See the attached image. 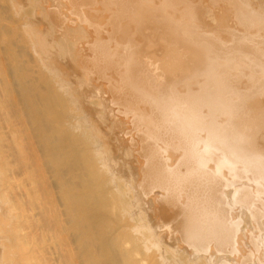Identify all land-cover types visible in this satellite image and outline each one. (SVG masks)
Wrapping results in <instances>:
<instances>
[{"label": "bare ground", "instance_id": "6f19581e", "mask_svg": "<svg viewBox=\"0 0 264 264\" xmlns=\"http://www.w3.org/2000/svg\"><path fill=\"white\" fill-rule=\"evenodd\" d=\"M23 1L27 2V0ZM31 1L35 2V0ZM41 1L45 9H43L44 6L40 3ZM44 1L49 2L48 9ZM44 1L37 0L34 3L36 4L34 12L38 13L37 10L40 9L44 13L43 22L41 19V21L39 20L42 16L40 12L38 17L32 19V26L42 25L44 28L40 33V40L35 42L33 41L35 38L32 39L31 29L20 28L12 23L13 12L10 0H0V264H176L180 256L176 259L174 256L175 250L171 249H174V246L178 248V245L184 246L186 243L185 247L187 250H184L185 248L183 249L182 246L183 251H185L183 253L188 254L190 252L191 254L189 253L190 256L188 254L189 258L187 256L185 258V254L180 257H183L185 262L181 259V261L178 260V264H181L182 261L185 264L187 263L186 259H188V262H193L194 259H197L192 253L193 251L198 254L199 258L201 256L200 253L204 252L203 249L207 248L209 250L208 243L213 241L215 243H210V246L213 245L217 248L218 245L216 254L223 251L226 254L227 252L231 254L233 251L234 254L238 252L240 256L242 244L246 243L248 239V242L253 241V246L251 247L252 243H249L246 247L247 251L250 252L248 247H251L252 253L257 250L256 254L258 253V258L262 260L259 263L263 264L264 261L261 258L263 254L262 256L259 254L264 253V229L261 226V223L264 222V0H120V7L122 6V1L126 2H123L125 4L122 6L124 10L128 9V5L133 7H131L132 11L128 10L125 13L121 12L122 7L120 8L121 10L118 9L119 0H109L112 5L116 2L118 7L113 5L114 10L112 5L108 4V0H106V9L104 8L106 7L105 3L103 8L100 7L102 6V3H99L100 0L97 2V4L99 3L98 5L101 4L100 6L96 5L95 0H92L95 5L91 0H88L89 2L87 0H70L71 2L67 0L69 1L68 3H73V5H75L74 2L81 1L80 6L82 10H85L84 13L80 11L78 24L80 26L81 22L84 21V24L92 27L88 31V37L91 35V37L93 36L92 39L90 38V41L86 43L80 40L81 44H79L78 39L76 41V43L78 42L77 45H74L75 42L73 44L71 39L69 40L68 37H65L66 33H75V31H72L73 27L71 26L72 17L70 20L68 19V22L71 23L68 25L66 20L69 14L67 13L68 16L66 17L64 12L63 16L66 17V22L61 20L60 22L67 23V25L61 30L52 26L55 24L54 19L51 20L52 18L56 16H58V19L61 18L59 16L60 12H57L58 15L56 13L57 10H60V7H57L58 9L55 8L58 4L57 0ZM59 1L61 2V0ZM20 2L21 0H19ZM56 2L57 4L55 5ZM84 2L87 3V7ZM90 2L93 3L95 8L98 7L100 10L94 9ZM63 3L64 5L65 3L67 4L66 1H62L60 4ZM88 3L90 4L88 5ZM34 4L32 2V7H34ZM88 6L93 15H90L88 11V20H86L84 18L86 16L83 17L81 14L85 15ZM125 6L126 8H124ZM53 8L56 11H52ZM63 8L65 10V7ZM68 8L66 9L68 10ZM72 9H75V6ZM115 10L121 12V15ZM18 11L16 10V12ZM218 11H222L221 14ZM19 12L17 14L20 15L21 12ZM130 12L133 13V16L136 15L137 21L135 17H130L132 16L129 15ZM98 13L100 15L101 13L102 15L107 14L102 19V17L98 18L100 17ZM115 13L119 15L117 17L112 16ZM27 14L28 16L31 15ZM72 14L70 12V16ZM97 14L98 16H95ZM123 14L134 19L126 18ZM89 15L96 19L90 18ZM22 16H18L21 17L19 19L26 21V18H22ZM47 17L54 24L50 25L49 23L47 25L46 21L49 22L46 19ZM110 18H114L112 19V24L109 22ZM58 19L55 21H58ZM90 19L98 20L97 24L94 25L93 22H96H92ZM99 19L104 20V24L106 22L104 26L103 21L100 20L101 25L104 28L107 27L105 30H103V27H101L102 29L96 27ZM106 19H108L109 23L105 21ZM128 19L134 24L132 26L133 31L130 28L132 24L127 21ZM120 20L121 23H119ZM86 21L91 22L93 25ZM125 21L129 24L127 25ZM17 22L19 23V20ZM25 24L23 26H26ZM84 24L82 23L81 25L83 26ZM119 24H122V27L125 25V32L128 30L125 36L127 37L128 34H131L130 36L132 37L128 36L126 38L122 36L121 39L124 42L117 39L121 41V44L119 42L118 44L116 42V44L118 47L119 44L124 47L123 45L126 42L124 39L129 41L130 38H133L134 40H130L134 41L133 47L136 43L140 45L136 44V47H134L136 51L132 49L131 44L128 45L129 42H126V48L116 47V50L115 48L113 49L114 51L105 49L104 40L110 38L112 49L115 44L112 41H117L116 38H120V35L123 34L119 33L120 30L124 29L122 27V29L119 28L121 26ZM113 25L115 26L114 29ZM116 26L120 35H117ZM93 27L101 30V33L100 31L97 32ZM55 28L60 31L55 30ZM111 28L114 33H111ZM106 29H108L107 33L110 30L108 33L110 36L103 34V31L106 33ZM136 29L138 32H136ZM92 30L96 31L95 34H100L99 38L95 34L93 35L94 31L92 32ZM84 31L82 32L85 36L88 35L87 31ZM139 32L140 34H138ZM83 33L81 34L80 32L79 37L76 33L75 35L81 39V35H84ZM60 34L62 38L58 36ZM111 34L112 36L113 34L117 36H113L115 40ZM101 35L109 38H100ZM137 35L139 40L136 38L138 37ZM75 38L76 36L73 37V40ZM85 38L87 39V36ZM96 38L98 39L95 40ZM78 44L80 47L73 50V45L78 46ZM128 46L131 49H127ZM138 46L139 51L142 50L139 52L141 54L139 60L137 55L135 58ZM36 47H44L47 50H34ZM124 49L136 52L135 54L131 53L133 58L128 55L131 60L126 56L128 52L124 51ZM125 57L128 58L129 62H133L137 66L133 69L132 63L128 62L130 64L128 67L133 72H130L131 74L129 75H133L134 88L130 90L129 87L125 86V89L129 88L131 91L128 93L130 95L126 94L124 98L119 96L120 99L118 94L121 92L119 93L118 89L116 90V86H113L114 84L110 83L111 81L108 78L106 80L104 74L108 71L110 73L107 64H110L112 68H126L127 60ZM135 59L138 61H135ZM106 69L107 71H105ZM147 71L151 72L150 75ZM227 75L231 79L223 81L226 80L225 77ZM142 80H146L144 86L142 84L144 81ZM231 80L233 82H230ZM103 81L106 82V86L110 81L107 87H113V90L117 91L118 94L117 92H115L117 95L113 94V90L109 93L111 91L110 88L102 87ZM91 87L99 92L92 91L91 89L93 88ZM101 89L109 93V98L112 96L113 102L109 101L118 109L122 106L119 107L117 104L127 105V102L132 103L133 97L134 102L137 101L135 104L140 106L138 108V105H134V102L133 105L130 103L132 106L128 103L125 107L127 109L129 107L128 110L130 111L125 109L128 112L124 114L122 113L124 109L116 110L113 105L112 107L107 104L109 98L105 96L107 95L106 91V94L100 92ZM89 91L90 93L95 92V94L91 93V97ZM100 93L102 96L104 95L103 97L107 101L101 98ZM96 94L97 96H95ZM93 95L98 98L95 99ZM127 95L129 96L128 98L126 97ZM115 98H117L118 102ZM123 99L126 100V103ZM109 107L115 108V112L109 113V111L112 112L113 110H109ZM107 110H109L108 113H105ZM119 113L124 115V119H126L128 113L131 114L129 120L126 119V123L121 121L123 118L118 120L125 123V126L135 122L136 130H133L134 135L127 128L122 132L120 131L121 133L118 131L124 126V124H122V127L118 125L117 114L120 116ZM106 114H109V116L113 114L112 119L109 116L107 117ZM114 114H116L115 118ZM104 116L107 117L108 122L105 121ZM109 120L117 122L114 124L115 122L112 123ZM111 123L113 127H117V132L120 136L122 135L125 138L130 133V136L133 135L135 137L136 134L139 144L145 140L146 147L137 151L138 154L132 148L133 151L125 146L132 143V145H135V138L134 140L132 138L134 142L130 143L123 138L125 142L123 146L125 148L121 146L123 150L126 149V152L129 151L127 153L130 156L135 155V153L138 156L140 154L138 159H141V162L138 160V163L137 161L135 162L137 158H134V155L132 159L128 156L131 159L130 161L129 159H123L127 163L122 162L120 158L122 155H120L119 134H116L117 136L115 137L114 131L110 130ZM103 128L106 131L110 130L109 133L113 132L111 135H114L115 149L114 151L112 149L109 160L105 159L107 146L105 150V144L102 141ZM90 129L96 131L99 140V144L97 143V147L93 149L88 146V139L92 138L93 145L98 140L96 134L90 137L89 132L92 135L95 133ZM137 130L139 135L143 134L144 136L141 135L142 137H140L137 132L135 133ZM123 132L124 134L126 133V136ZM94 137L96 140H93ZM107 138H110V136ZM141 146H139V149ZM161 149L166 153L165 156ZM161 157L162 159L164 158V162ZM128 161L131 163H128ZM123 163L127 164V167ZM145 163H148L147 170ZM120 164L125 166V173L121 171ZM160 164L164 169L162 170L161 168L162 171L160 168H156ZM143 165H145V168L142 167ZM210 165L212 166L211 169L208 168ZM164 166L166 167L164 168ZM197 166L199 171L194 169L198 168ZM200 167L201 169L203 168L201 171ZM214 167L216 170L218 168L219 177L216 175L217 172H215ZM204 168L205 170L208 169L204 171L205 173L203 172ZM141 169H145L148 172L147 174L151 173L155 180L153 176L150 178L151 174L146 176V171ZM157 169L163 179L158 175V171L157 175L152 172H156ZM140 170L141 174L138 173ZM161 172H164L163 175H161ZM194 172L198 175L193 174ZM199 172H201V175ZM224 172L226 174L225 177ZM138 174L144 176V178L146 177V181L143 180V177L141 179ZM188 174L190 175L188 176ZM202 174H207V176L205 175L204 177ZM193 176L195 177L193 178ZM138 177L140 181L137 180L138 183H136V178L138 179ZM203 177L204 179H202ZM207 177L208 180H205ZM214 178L216 180H213ZM221 178H225V180ZM156 180L160 182L158 183ZM217 181L220 183H217ZM226 181L230 183L228 184ZM210 182L213 184H210ZM224 182L229 188L231 187V190L228 186H224ZM141 183L146 187L143 190H147L148 186V191L142 193ZM150 183L151 185H148ZM190 183L194 185V188L192 184L190 186ZM199 183H202V188L207 189V192L205 191L207 199L198 190ZM137 187L139 191L141 189V195L144 194L145 200H147V196H150L147 197L149 207L151 198L156 200L153 198L151 191L156 187H160L161 191L166 189L168 196L163 194L165 198L163 197L160 201L157 199L155 202L152 200V203L159 207L161 205L159 202L162 201L163 203L164 199L172 195L173 197H169L170 200L168 198L167 202L164 200L165 204L173 203L183 213L181 215L183 218H188L189 214L192 213L190 214L191 219H189L194 221L196 213L202 214L203 208L208 209L207 214L209 216L203 214L204 218L205 216L207 218V220L205 218V221H208L207 224L203 220L206 229H195V226L181 222V217H175L177 215L170 209L171 206L170 208L167 207L166 211L170 209L173 213L171 212V214L167 211L171 214L168 218H172V220L167 219L166 221L170 224L173 221V226L174 221H176L179 224V229H181V235L176 230L177 235L171 233L173 239L168 238L169 241L172 240V243L170 242L172 245L165 241L168 246L171 245L172 248L170 250L174 251L171 256L174 257L176 262L170 259L171 262L169 261V263L162 255L163 258L160 256L158 262H152L153 258L151 257L153 255L151 254L154 252L153 249L161 247L159 243L158 247L156 244L160 238L157 240V237L154 236L155 234L157 236V233L153 234L149 218L146 221V218L142 217L146 223L143 221L139 225L137 223L139 221L135 220L137 218L136 200H138L137 204L140 203V207L146 202L143 197L141 198L140 194L139 197L142 202L140 198H137ZM214 188L213 195L216 199L220 198L221 204L214 199V202L209 199L210 201L205 204V201L209 198V193ZM227 188L229 192L224 198L223 196L226 192L224 191L223 194L221 189L226 190ZM149 189L150 193L148 194L150 195H147L145 192H149ZM221 194H223L222 198ZM193 196L197 198V202H195L196 200ZM198 196L204 197L203 204L199 201L198 198L200 197ZM179 200L183 201L180 202ZM245 200L249 207L247 213L249 212L250 214L252 212V219L249 221L244 220L243 223L248 225L242 231L240 226L238 227L239 222L237 223V219H241V217H234V215L236 216V211L231 213L230 209L233 205H242L241 203H245ZM180 204L184 205V208ZM218 206L220 207L219 209L217 208ZM229 206H231L230 209H227ZM149 207L146 206L143 209L148 208L145 211L150 212L151 209ZM222 208L227 209L228 213L224 212ZM214 211H218L220 214L225 213L223 216L221 214L224 224L219 225L221 230H223V232L218 230L219 234L216 232L217 225L215 227L212 226V223L215 225L216 222H212L210 217L212 214L211 216L215 217L214 219H219L218 216H215L216 213L214 214ZM128 212L132 215H129ZM140 212L142 215V211ZM160 212H164V210ZM229 213L231 215L228 216ZM247 213L244 215H247ZM133 215L136 216L134 217ZM140 216H138L139 219L141 218ZM152 217L151 222L157 221L158 223L160 221L159 218L156 220L157 217ZM228 217L230 225L227 224V221H229ZM234 218L236 221H233ZM259 219H262L263 222L259 221ZM164 220L161 219L158 223L162 226H155V229L163 227V229H158V234H160L161 230H165ZM195 220L197 221V218ZM252 220L255 223H250ZM235 222L238 227L237 230H240L239 234L235 236L236 240H234L233 236V232H237L236 227H231L233 223L236 226ZM259 222L260 224H258ZM181 223L184 225L182 226ZM173 226L170 225L169 228L171 227V229L166 228V231L171 230L169 232H172ZM145 231L146 233L143 235L142 233ZM140 232H142V237ZM224 234L226 235L224 236ZM174 236L177 238L179 236L178 241H180V244L179 242L178 244L177 242L175 243ZM140 238L143 242L140 241ZM206 240H208L207 243L205 242ZM230 240L231 243L234 241V249L232 244L229 243ZM191 241L193 242L190 243ZM201 242L206 243L207 247L202 245L203 243ZM193 243L199 245L197 246ZM191 244L193 245L191 246ZM221 244L223 247L219 246ZM227 244L229 247L231 245V247L226 252L224 247L227 248ZM194 245L197 247L195 250L193 249ZM202 246L204 247L202 248ZM143 247L145 250H143ZM139 248H141L142 252ZM180 248L179 246V249L176 250L180 251ZM159 249L157 250L160 251ZM200 249L202 250L199 253ZM243 249L246 251L245 248ZM189 250H192V252ZM244 251L242 250L243 253ZM207 252V254L203 253L202 256L205 255L204 257L206 258L209 255V251ZM246 256L243 255V260L248 258L251 262L250 258H252L256 261L254 262L253 260L251 264L258 263L256 256L251 255L247 258ZM241 257L240 260H242ZM198 260L200 261V259ZM240 260L238 261L239 263ZM216 261L219 262V260ZM218 262L216 263L218 264ZM195 264H198L196 260Z\"/></svg>", "mask_w": 264, "mask_h": 264}, {"label": "rangeland", "instance_id": "374dc122", "mask_svg": "<svg viewBox=\"0 0 264 264\" xmlns=\"http://www.w3.org/2000/svg\"><path fill=\"white\" fill-rule=\"evenodd\" d=\"M36 1H37V0H35V2H36ZM43 1H44V0H43ZM62 1H63V2L66 1L67 4H66V3H65V5H64V3H63V4H60V3H62ZM69 1H70V0H69ZM69 1H67V0H61V2H60L59 0H57L58 4H57V2L55 3V5L57 4V6H56L55 8L58 9L57 7H60V8H59L60 10H57V11H56L55 8H53L52 11H56V13H57V12H60L59 16H60L62 19H61V18L58 19V16H56L55 18H52L51 20L54 19V23H55V24H54L53 22H51V21L48 19L49 17H47L46 19H48L49 22L46 21V24H47V25H49V23H50V25L54 24V25H52V26H55V27H57V28H60V30H61L65 25H67V23H68V25L71 24L70 22H68V19L70 20V18L72 17V20H71V21H72V25H71V26L73 27V30H72V31H75V33H76V34L78 35V37H79V33L81 32V34H82V33H83L82 31L86 30L87 33H88V35H86V36H87V39L85 38L86 36H85L84 33H83L84 35H81L82 38H84V40H82V38H81V39H80V38H77V35H75L74 32H71V33L69 32L70 34H69V33H66L65 37H68L69 40L71 39V41H72L73 44H74V42H75L74 45H77L78 42L76 43V41H77L78 39H79V42H80L79 44L82 43L81 41H83V43L89 42V41H90V38L92 39L93 36L91 37V35H90V37H88V36H89V32H88V31H90L92 27H90L88 24H87V25L84 24L85 22H84L83 20H82L83 22H81V24H82V23L84 24L83 26H82L81 24H80V26H79V24H78V22H79V20H78V19H79V13H80V11H82V13H84V10H85V9L82 10V8H81V6H80V5H81V4H80L81 1L74 2L75 5H73V3H71L73 6H75V9H72L73 6H72L70 3H68ZM76 1H77V0H76ZM87 1H88V0H87ZM89 1H90V0H89ZM89 1H88V2H89ZM91 1H92V0H91ZM115 1H116V0H115ZM117 1H118V0H117ZM119 1H120V0H119ZM23 2H24L23 0H21L20 3H19V0H10V4H11V7H12V12H13V16H12V18H11L12 23H13L15 26L20 27V28H24V29H25V28H28V29H31L30 31L32 32V39L35 38L36 40L33 39V41L37 42V41L40 40V39H39V37H40V33L42 32V29H44V28H43L42 25H40V26H39V25H38V26H32L31 23H32V19L35 18V17H38V13L40 12V14H41L42 11H40V9H38V10H37L38 13L34 12V10H35V8H36V6H35L36 4H34V3H35L34 1L27 0V2H29V3H27V2L25 1L24 4L27 3V4H26V5H28L27 7H26V5L23 4ZM32 2H33V4H34V7H32L33 5H31ZM70 2H71V1H70ZM92 2H93V1H92ZM95 2H96V5H97V6H100L101 4H100V5H98V4H99V3H102V6H100V7H102V8H103V4L105 3L104 5H105L106 7H104V8H105V9L107 8V5H106V4H107V1H106V0H100V2H99V0H95ZM97 2H99V3L97 4ZM123 2L126 3L125 1H122V6L125 5V4H123ZM17 3H19V4H17ZM40 3L44 6V4H43L42 1H41ZM44 3H46L45 5H46V7H47V9H48V3H49V2H48V1H44ZM82 3H83V2H82ZM90 3H91V2H90ZM90 3H88V5H89ZM93 3H94V2H93ZM93 3H91V6L93 5ZM109 3H110V5H112V4H111L112 2H109V0H108V4H109ZM114 3H115V4H113V5H115V7H118V6H119L118 9H120V8L122 7V6L120 7V3H121V1L119 2L118 6H117L116 2H114ZM21 4H23L24 6H23V5L20 6ZM68 4H70L71 6L68 5ZM84 4H85L86 7H87V3L84 2ZM17 5H18V7H17ZM42 5H41V7H42ZM61 5H62V6L64 5L63 7H65V10H64V8H63ZM94 5H95V3H94ZM94 5H93V8H94V9H99L98 7L95 8ZM110 5H109V6H110ZM113 5H112V7H113V10H114L115 8H114ZM66 6H67V7H66ZM69 6H70V7H69ZM83 6H84V5H83ZM25 7H26V9H25ZM68 7H69V8H68ZM131 7H132V6H131ZM131 7H129V5H128V9H127L126 6H125V7H124V8H126L125 10L123 9V7L121 8L122 10H121V9H120V10H121V12L123 11V12L125 13V11L128 12V10H131ZM33 8H34V9H33ZM66 8H68V10H67ZM93 8L91 7V9H93ZM129 8H130V9H129ZM132 8H133V7H132ZM134 8H135V7H134ZM136 8H137V7H136ZM18 9H19V11L21 12L20 15L17 14V13L19 12ZM41 9H42V8H41ZM43 9H45V6L43 7ZM118 9H117V10H118ZM139 9H140V7H139ZM139 9H138V10H139ZM141 9L143 10V8H141ZM16 10H17L18 12H16ZM25 10L27 11V13L31 14L32 16H31V15L28 16L27 13L25 14V12H26ZM69 10H70L71 13H73L72 16H70V12H69ZM99 10H100V9H99ZM101 10H102V9H101ZM107 10H109V9H107ZM107 10H106V12L109 13ZM110 10H112V8H110ZM117 10H115V11L117 12ZM138 10L136 11V14H137ZM88 11L90 12V8H89V6H88V10H86L85 15L81 14L83 17L86 16V17H84V18H86V20H88V19H87V16H88V14H89ZM91 11H92V10H91ZM93 11H94V10H93ZM97 11H98V10H97ZM131 11H132V10H131ZM20 12H19V13H20ZM64 12H65V15H64ZM112 12H113V11H112ZM121 12H117V13H120V15H121ZM133 12H134V10H133ZM218 12L221 14L222 11H218ZM23 13H24V14H23ZM67 13L69 14V16H68ZM103 13H104V12H103ZM107 13H105L104 15H106ZM113 13H114V12H113ZM98 14H99V13H98ZM98 14L95 15V16H98ZM127 14H128V13H127ZM134 14H135V13H134ZM17 15H18V16L23 15L22 18H23V17L26 18V21L23 20V19H19V18H21V17H18ZM41 15H42V16H41ZM41 15H40L41 17L39 16V17H40L39 20H40V19L42 20V17L44 16V13H42ZM57 15H58V13H57ZM63 15L66 16V17L68 16V17H67V20H66V17H64ZM90 15H93L92 12H90ZM90 15H89V16H90ZM99 15H100V14H99ZM101 15H102V13H101ZM101 15H100V17H98V18H101V17H102V19H103V16H104V15H102V16H101ZM108 15H110V14H108ZM108 15H107V16H108ZM115 15H116V16H115ZM115 15H112V16L117 17V15H119V14H116V13H115ZM123 15H124V14H123ZM123 15H122V16H123ZM129 15H132V16H130V17H135L136 21L138 20V19L136 18V15L133 16V13H132V12H130ZM138 15H139V14H138ZM33 16H34V17H33ZM54 16H55V15H54ZM54 16H53V17H54ZM62 16H63V17H62ZM110 16H111V15H110ZM112 16H111V17H112ZM139 16H140V15H139ZM139 16H138V18H139ZM141 16H142V15H141ZM83 17H81V18H83ZM92 17H93V16H92ZM92 17L90 16V18H92ZM105 17H106V16H105ZM119 17H120V16H119ZM124 17L131 19L128 15H127V16L124 15ZM124 17H123V18H124ZM17 18H18V20H19V23L17 22L18 20H16ZM28 18H29V20H28ZM50 18H51V17H50ZM63 18H64V19H63ZM81 18H80V19H81ZM84 18H83V19H84ZM94 18H95V17H93V19H94ZM120 18H121V17H120ZM126 18H125V19H126ZM57 19H58L59 22H60V20L63 21V22L66 20L67 23L64 24L63 22H60V23H63V24H60L58 21H55V20H57ZM95 19H96V18H95ZM102 19H99L98 25H97L96 27H97V28L100 27L99 29H102L101 27H103V30H105V28H107V27L104 28V26L106 25V22H105V24H104V20H102ZM108 19H109V18H108ZM108 19H106L105 21H107ZM110 19H111V18H110ZM112 19H114V18H112ZM112 19L109 21V22H111V24H112ZM129 19H128L127 21H129V22L132 24L131 27L129 26V27L132 29V28H133L132 26H134V24H133ZM133 19H134V18H133ZM133 19H131V20H133ZM20 20H21V23H20ZM22 20H23V21H22ZM39 20H38V22H39ZM41 20H40V21H41ZM90 20H91V19H90ZM100 20L103 21L102 23L104 24V26L101 25ZM115 20H116V18H115ZM24 21H25V22H24ZM66 21H65V22H66ZM91 21L93 22V21H95V20H91ZM97 21H98V20H97ZM97 21H95L96 23L93 22V24H94V25L97 24ZM118 21H119V20H118ZM122 21H123V20H122ZM136 21H135V22H136ZM28 22H29V23H28ZM42 22H43V20H42ZM86 22H87V21H86ZM107 22H108V21H107ZM109 22H108V23H109ZM133 22H134V21H133ZM23 23H24V24L26 23V24H25L26 26H23V25H24ZM44 23H45V22H44ZM58 23H59V24H58ZM69 23H70V24H69ZM87 23L90 24L91 22H87ZM113 23H114V21H113ZM119 23H121V20H120ZM122 23H123V22H122ZM125 23H126V21H125ZM19 24H20L21 26H20ZM32 24H33V23H32ZM93 24L91 23V25H93ZM111 24H110V25H111ZM114 24H115V23H114ZM116 24H118V22H116ZM126 24H127V23H126ZM128 24H129V23H128ZM128 24H127V25H128ZM58 25H59V26H58ZM108 25H109V24H108ZM108 25H107V26H108ZM119 25H121V26L119 27V28H121V27H122V24H119ZM123 25H124V24H123ZM22 26H23V27H22ZM86 26H88V27H86ZM124 26H125V25H124ZM124 26L122 27V28H124V29L119 31V33H120V32L123 33L122 35H120V34L118 33V29H117V26H116L115 29H116L117 35H118V34L120 35V38L118 37V38H116V40H117V39H120V40L122 41L121 37H122V36L126 37L125 35H126V32H127L128 30H126V32H125L124 30H125L126 27H124ZM44 27H45V24H44ZM114 27H115V26L113 25V29H114ZM135 27H136V26H135ZM39 28H41V29H39ZM57 28H55V30H56ZM93 28L96 29L95 27H93ZM109 28H110V27H109ZM109 28H108V29H109ZM122 28H121V29H122ZM88 29H89V30H88ZM108 29H106V33H105V31L102 30V31L104 32L103 34L106 35V34H108V33L110 32V30L112 31V28H111V29L109 30V32L107 33ZM128 29H129V28H128ZM57 30L60 31L59 29H57ZM79 30H80V31H79ZM134 30H135V29H134ZM136 30H137V29H136ZM93 31H94L93 35L95 34L96 31H97V32L100 31V33H101V30H97V29H96V31H95V30H92V32H93ZM122 31H123V32H122ZM132 31H133V29H132ZM77 32H79V33H77ZM84 32H85V31H84ZM92 32H91V33H92ZM116 32H115V34H116ZM124 32H125V34H124ZM136 32H138V30H137ZM73 33H74V35H73ZM87 33H86V34H87ZM91 33H90V34H91ZM111 33H114V32L112 31ZM71 34H72V36H71ZM97 34H98V35H97ZM138 34H140V32H139ZM95 35H96V37H98L100 34H99V33H96ZM108 35H109V34H108ZM108 35H107V36H108ZM130 35H131V34H130ZM130 35L128 34V36H130ZM135 35H136V34H135ZM58 36H59L60 38H62V37H61V34L58 35ZM75 36H76V38H75L76 40H75V39L73 40V37H75ZM109 36H110V35H109ZM111 36H112V34H111ZM113 36H116V35L113 34ZM113 36H112V37H113ZM128 36H127V37H128ZM137 36H138V35H137ZM37 37H38V38H37ZM102 37H103V35L100 36V38H102ZM112 37H111V38H112ZM116 37H117V36H116ZM127 37H126V38H127ZM130 37H132V36H130ZM135 37H136V36H135ZM98 38H99V37H98ZM98 38H96L95 40H97ZM104 38H105V37H103V39H104ZM107 38H109V37H107ZM107 38H105V39H107ZM113 38H114V40H115V37H113ZM136 38H137V40H139V39H138L139 36L136 37ZM103 39H101V40H103ZM132 39H133V38H132ZM132 39L130 38V40H132ZM140 39H141V38H140ZM80 40H81V41H80ZM85 40H86V41H85ZM87 40H88V41H87ZM93 40H94V39H93ZM108 40H109V41H108ZM124 40H126L127 43L129 42L128 45L131 44L132 49H134V47H136V44H138V43H136V44L134 45V47H133L132 44H133L134 41H130V40L128 41L127 39H124ZM133 40H134V39H133ZM84 41H85V42H84ZM91 41H92V40H91ZM121 41H118V40L115 41V42L112 41V43H113V44H114V43L116 44V42H117V44H118V42L120 43ZM103 42H104V45H105V49H106V50H113L114 48H115V50H116V47H118L117 44H116V46H115V44H114V47H113V44H112V47H113V48L111 49L110 38L107 39V40H104ZM122 42H124V41H122ZM126 42H125V44H126ZM141 42H142V39H141ZM141 42H140V43H141ZM79 44H78V46H74V45H73V47H74L73 50H76L75 48L80 47ZM120 44H121V43H120ZM120 44H119V47H118V48L122 47ZM122 44H123V43H122ZM125 44L123 45L124 47H122V48H126V47H127V44H126V45H125ZM82 45H83V44H82ZM138 45H139V44H138ZM139 46H140V45H139ZM139 46L137 47V50H138V51H137V54H135L136 52L134 53V50L136 51V49H134L133 51H132V50L130 51V50H126V49H124V51L128 52V54H127L126 56H127L128 58H130V60H131V57H132V55H131L132 52H133L132 54H135V58H136V55H137V59H138V60L140 59L139 56H140L141 54H140L139 52L142 51V50L139 51ZM122 48H121V50H122ZM129 48H130V47L128 46L127 49H129ZM105 49H104V50H105ZM130 49H131V48H130ZM34 50H47V48H44V47H41V48L36 47V49H34ZM49 50H54V49H49ZM56 50H57V49H56ZM117 50H118V51H121V50H119V49H117ZM113 51H114V50H113ZM122 52H123V50H122ZM128 55H129V56L131 55V57H129ZM133 56H134V55H133ZM127 57H125L126 60H127V61H126V62H127V67H126V68H120V69H121V70H120L119 68H118V69H117V68H112L110 64H107V66H108V68H109V69H108V68H107V69L110 70V73H108V72H109V71H108V72H105V74H104V77H106V80H107V78H108V79L111 81V82H110V81H109V82L112 83V84H114L113 86H116V90L118 89V92H119V93L121 92V93H123V94H122V95H121V93L118 94L117 91H114V90H113V87H109V88L111 89V91H109V93L112 92V90H113V92H112L113 94H115V92H117L118 97L120 96V97H123V98H124V96H125L126 94H128L129 92H131L130 90H132V88H134V87H133V82H132V81H133V75H132V76L129 75V74H131V73H133V72H131V69H130V67H128V66H130L131 63H132V68H133V69H134V67L136 68V66H137V65L135 66V64H133V62H129ZM132 58H133V57H132ZM137 59H135V61H136ZM133 60H134V59H133ZM138 60H137V61H138ZM128 62H129L130 64H128ZM135 63H136V62H135ZM107 69H106L105 71H107ZM115 69H116V70H115ZM133 69H132V70H133ZM117 70H118V71H117ZM112 72H113V73H112ZM130 72H131V73H130ZM106 73H107V74H106ZM111 73H112V74H111ZM147 73H149V75H150L151 72H150V71H149V72L147 71ZM145 74H146V73H145ZM145 74H144V75H145ZM105 75H106V76H105ZM109 75H111V76H109ZM151 76H152V75H151ZM120 77H121L123 80H122ZM104 79H105V78H104ZM145 79H146V78H145ZM222 79H224V78H222ZM225 79H226V80H223V81H228V80L231 79V78H230V76L227 75V77H225ZM102 80H103V79H102ZM106 80H104V81H106ZM104 81H103V86H102V87L106 86L105 83H106L107 81H106V82H104ZM124 81H125V83H124ZM142 81H144V80H142ZM145 81H146V80H145ZM145 81L142 83L143 86H144V84H145ZM109 82L107 83V86H109V85H108ZM230 82H233V81L231 80ZM112 84H111V85H112ZM129 84H130V85H129ZM107 86H106V89H109ZM123 86H124V87H123ZM125 86H126V87H129L130 90H129V88H126V89H125ZM141 86H142V85H141ZM91 88H93V87H91ZM104 88H105V87H104ZM104 88H103V89H104ZM144 88L146 89V87H144ZM144 88H143V89H144ZM183 88H184V87H183ZM93 89H94V88H93ZM93 89H91V90H92V91H97L96 89H94V90H93ZM103 89H101L100 92H102V93L104 92V94H106L107 91L105 90V91H106V93H105V91H103ZM114 89H115V87H114ZM127 89H128L129 91H128ZM89 90H90V89H89ZM97 92H99V91H97ZM132 92L134 93V91H132ZM89 93H90V91H89ZM91 93H93V92H91ZM91 93H90V94H91ZM109 93H107V95H105L106 98H109V97H110V95H108ZM124 93H125V94H124ZM93 94H95V92H94ZM97 94H99V93H97ZM97 94H96L95 96H97ZM100 94H101V93H100ZM113 94H112V95H113ZM117 94H115V95H117ZM131 94H132V93H131ZM128 95H130V94H128ZM128 95L126 96L127 98L129 97ZM90 96L92 97V94H91ZM93 96H94V95H93ZM95 96H94V97H95ZM98 96H100V95H98ZM101 96H102V94H101ZM103 96H104V95H103ZM103 96H102L101 98H102V99L104 98V99H105L104 101H107V99H106L105 97H103ZM91 97H90V98H91ZM94 97H93V98H94ZM118 97H117V98H118ZM120 97H119V98H120ZM131 97H132V95H131ZM96 98H98V97H95V99H96ZM99 98H100V97H99ZM111 98H112V96H111ZM111 98H109L108 101H107V104H110V106L113 105V104L111 103V101L114 100V99H111ZM117 98H115V99L117 100ZM119 98H118V99H119ZM95 99H93V100H95ZM120 99H121V98H120ZM129 99L131 100V98H129ZM132 99H133V100H131V101L134 102V97H133ZM135 99H136V97H135ZM91 100H92V99H91ZM109 100H111V101H109ZM123 100H124L125 103H126V100H125V99H123ZM123 100H122V101H123ZM124 101H123V102H124ZM127 101H129V100L127 99ZM112 102H113V101H112ZM114 102H115V101H114ZM117 102H118V100H117ZM133 102H132V103L130 102V103L133 105ZM135 102L137 103V101H135ZM135 102H134V105H136V106L138 105V108H139L140 105H139V104H135ZM115 103H116V102H115ZM120 103H121V101H120ZM128 103H129V102H127V105H128ZM130 103H129V105H131ZM107 104H106V107H107ZM122 104H123V103H122ZM118 105H119V107H120V106H122V107H121L120 109H118V107H116V106L113 105V106L116 108V110H117V109H118V110H122V109H124V110H122V111H123L122 113H124V114H126L128 111H130V110H128L129 107H128V109H127V107H125L126 104H125V105L117 104V106H118ZM127 105H126V106H127ZM132 105H131V106H132ZM108 106H109V105H108ZM113 106H112V107H113ZM123 106H124V107H123ZM112 107H111V108L109 107V110L113 109ZM141 107H142V106H141ZM115 108H114V109H115ZM130 108H132V107H130ZM106 109H107V108H106ZM114 109L112 110V112H110L109 110H107V112H105V113H108V111H109V113H114V112H115ZM125 109H127L128 111L125 110ZM134 109H135V108H134ZM104 110H105V109H104ZM105 111H106V110H105ZM113 111H114V112H113ZM122 113H121V114L119 113L120 116L117 114V121H118V123H119V124H118V123H117V124H118L120 127L123 126L122 124H124V126H125V123L127 122V120H129V116H131V114L128 113L129 115H128V114L126 115V119H127V120H126V119H124L125 117H123L124 115H122ZM106 115H107V117L109 116V114H106ZM115 115H116V114H114V118L116 117ZM112 116H113V114H112L111 116H109V117L111 118ZM104 117H105V121H107V119H106L107 117H106V116H104ZM110 118H109V119H110ZM121 118H123V120H121ZM130 118H131V117H130ZM111 119H112V118H111ZM118 119H120L122 122H125V123H122V122L119 121ZM113 120H114V119H113ZM132 120L134 121V119H132ZM109 121H110V120H109ZM117 121H114V122H115V123H114V122H112V120H111L110 122L116 124ZM107 122H108V121H107ZM110 122H109V125H110ZM120 122H121V123H120ZM128 122H129V121H128ZM130 122H132V121H130ZM112 123H111V129L108 128V127H107V128L110 129L111 131H114V135H115V137H116V136L119 134V133L117 132L118 129H117V127H116V128L113 127V124H112ZM134 123H135V122H133V124H132V123L127 124V125L125 126L124 129H123V127H124V126H123V127H122L123 130H122L121 128H119V126L117 125L118 128L121 129V130H118V131H119V132H120V131L122 132V131H124V130L127 128V129H129V132H130V133H133V130L135 129V125H134ZM106 124H107V123H105V125H106ZM133 125H134V127H133ZM159 125H160V124H159ZM161 125H162V124H161ZM107 126H108V124H107ZM127 126H128V127H127ZM103 127L105 128V126H103ZM109 127H110V126H109ZM112 127H113V128H112ZM104 128L102 129V130H104V131H102V134H103L102 141H103L104 144H105V150H106V146H107V150H106V152H105V159H106V160H109V156H110V153L112 152V149H113V151H114V149H115V147H114L115 142H114V139H113V136H114V135H111V134H113V132L109 133L110 130H109V131H106V130H105L106 128H105V129H104ZM112 129H113V130H112ZM90 130L92 131L93 129H90ZM135 130H136V129H135ZM92 132H95V133H93V135H92L91 132H89L90 137H91V136L93 137V136H95L94 134H96V136H97V140H98V134L96 133V131H92ZM115 132H116V133H115ZM121 132H120V133H121ZM126 132H127V131H126ZM136 132H137L138 135H139V131L137 130V131H135V133H136ZM130 133H129V135H128L129 137H128V136H126V133L124 134V132H123V134L126 136L125 138H124V136H122V135L120 136V134L118 135L119 143H120V145H119V146H120V147H119V148H120V155H122L120 158H121L122 162H125V163H127V161H126L127 159H129V161L132 159V156L134 155V154H133L134 152L132 153L133 155L130 156V155L127 153V152H129V151L126 152V151H125L126 149H125V150L122 149V148L124 147L123 144H125V142L123 141V138H124V140H128L129 143L135 141V143H134L135 145H132L133 143H132V144H129V143L126 141L129 145H125V146H126V148L128 147V149H131V148H132L136 153H137V151H139V150H141V149H145V147H146V146H145V145H146L145 140H144V142L141 141V143L139 144L138 140L136 139L138 136L135 134V137H134V136H133L134 133H133V135L130 136ZM87 134H88V131H87ZM116 134H117V135H116ZM127 134H128V133H127ZM105 135H106V136H105ZM141 135H143V134H141ZM141 135H139V136L142 137ZM87 136H88V135H87ZM109 136H110L111 140H110V138H107V137H109ZM143 136H144V135H143ZM115 137H114V138H115ZM140 137H139V138H140ZM87 138H88V137H87ZM132 138H133V140H134V138H135V140L132 141ZM144 139H145V138H144ZM93 140H96L95 137L93 138ZM120 140H121V142H120ZM88 141H89V143H91V144L88 143V146H89L91 149L96 148L97 145L99 144V140H98V141L95 143V145H93V144H92V142H93V141H92V138H91V139H88ZM112 141H113L114 143H113ZM111 142H112V143H111ZM97 143H98V144H97ZM110 143H111V144H110ZM127 143H126V144H127ZM121 144H122V145H121ZM140 145H142V146H141V148L139 149V146H140ZM121 146H123V147L121 148ZM109 148H110V149H109ZM124 148H125V147H124ZM121 149H122L123 151H122ZM132 149H131V150H132ZM131 150H130V151H131ZM133 150H132V151H133ZM161 150L163 151V149H161ZM108 152H109V153H108ZM123 152H124V153H123ZM125 152H126V153H125ZM163 152H164V151H163ZM163 152H161V153L163 154ZM136 153H135V155L133 156L134 158H137V159L135 160V162H136L137 160H138V161L141 160V159H140V160L138 159V157L140 156V154H139V156H138V155H137L138 153H137V154H136ZM140 153H142V152H140ZM164 153H165V152H164ZM126 154H127V155H126ZM163 155L165 156L166 153L163 154ZM128 156H129L131 159H130ZM123 157H124V158H123ZM141 157H143V156H141ZM139 158H140V157H139ZM143 158H144V157H143ZM123 159H126V160H123ZM161 159H162V157H161ZM163 159H164V158H163ZM163 159H162V160H163ZM129 161H128V163H131V162H129ZM132 161H133V160H132ZM138 161H137V163H138ZM141 161H142V160H141ZM141 161H140V162H141ZM166 161H167V160H166ZM122 162H121V163H122ZM163 162H164V160H163ZM139 164H140V163H139ZM145 164H146V163H145ZM147 164H148V163H147ZM147 164H146V170H147V167H148ZM164 164H165V163H164ZM164 164H163V165H164ZM172 164H173V163H172ZM120 165H121V164H120ZM123 165H125V164L123 163ZM123 165H121V171H123V172L125 173L126 171H124V169H126L125 166L127 167V164H126L125 166H123ZM207 165L209 166V164H207ZM207 165H206V166H207ZM155 166H156V165H155ZM160 166H161V167H160ZM160 166H156V168H160V170H161V168H162V170H164L161 164H160ZM173 166H174V165H173ZM216 166H217V165H216ZM142 167L145 168V165H143ZM165 167H166V166H164V168H165ZM192 167H194V166H192ZM197 167H198V166H197ZM202 167H205V166H202ZM211 167H212V166L210 165V167H208V168L211 169ZM217 167H218V166H217ZM217 167H216V168H217ZM122 168H123V170H122ZM194 169H196V170L199 171V167H198V168H194ZM194 169H193V170H194ZM202 169H203V168H202ZM202 169H201V167H200V171H201ZM141 170H142V169H141ZM141 170L138 171L139 174L142 173ZM144 170H145V169H144ZM144 170H142V171H144ZM146 170H145V171H146ZM154 170H155V169H154ZM162 170H161V171H162ZM207 170H208V169H207ZM207 170H205V168H204L203 172H204V171H207ZM212 170H213V169H212ZM214 170H216L215 167H214ZM157 171H158V169L156 170V172H154V171H152V172L155 173V174L157 175ZM217 171H218V168H217V170H216L215 172H217ZM123 172H122V173H123ZM140 172H141V173H140ZM149 172H150V171H149ZM159 172H160V171H158V175L160 174ZM195 172H196V171H195ZM195 172H194L193 174L196 175L197 173H195ZM221 172L223 173V170H222V169H221ZM225 172H226V171H225ZM225 172H224V174H225ZM124 173H123V174H124ZM145 173H146V176H148V175L151 174V173H150V174H147V173H148L147 171H146ZM161 173H162V172H161ZM163 173H164V172H163ZM163 173H162L161 175H163ZM188 173H189V172H188ZM200 173H201V172H199V174H200ZM204 173H205V172H204ZM206 173H208V172H206ZM219 173H220V171H219ZM139 174H138V175H139ZM143 174H144V173H143ZM155 174H154V175H155ZM165 174H166V173H165ZM220 174H221V173H220ZM166 175H167V174H166ZM189 175H190V174H188V176H189ZM191 175H192V173H191ZM197 175H198V174H197ZM200 175H201V174H200ZM200 175H199V177H200ZM202 175H204V174H202ZM205 175L207 176V174H205ZM205 175H204V177H205ZM209 175H210V174H209ZM214 175H215V173H214ZM214 175H213V176H214ZM216 175L218 176V172L216 173ZM216 175H215V176H216ZM122 176H123V175H122ZM139 176H141V179H142V177L144 178V176H142V175H139ZM152 176H153V175L151 174V175H150V178H152ZM159 176H160V175H159ZM188 176H187V178H188ZM221 176H222V175H221ZM225 176H226V174L224 175V177H225ZM160 177L162 178V176H160ZM194 177H195V176H193V178H194ZM201 177H202V176H201ZM204 177H203L202 179H204ZM218 177H219V176H218ZM222 177H223V176H222ZM150 178H148V180H150ZM155 178H156V177H155ZM158 178H159V177H158ZM191 178H192V176H191ZM210 178H211V177H210ZM146 179H147V178L145 177L143 180L146 181ZM153 179H154V176H153ZM153 179H152V181L155 180V179H154V180H153ZM162 179H163V178H162ZM188 179H189V178H188ZM195 179H197V178H195ZM199 179H200V178H199ZM221 179H224V180H225V178H221ZM137 180L140 181V178H139V177H138V179L136 178V181H137ZM148 180H147V181H148ZM157 180H158V179H157ZM157 180H156V181H157ZM205 180H208V177H207V179H205ZM213 180H216V179L214 178ZM218 180H219V179H218ZM228 180H229V179H228ZM150 181H151V180H150ZM162 181H163V180H162ZM164 181H165V180H164ZM219 181H220V180H219ZM141 182H142V181H141ZM154 182H155V181H154ZM157 182L159 183L160 181H157ZM157 182H156V184H157ZM201 182H202V180H201ZM203 182H204V181H203ZM213 182L215 183V181H213ZM136 183H138V181H137ZM142 183H144V182H142ZM142 183H141V185H142ZM146 183H147V182H146ZM152 183H153V182H152ZM162 183H163V182H162ZM164 183H165V182H164ZM204 183H205V182H204ZM211 183H212V182H210V184H211ZM217 183H220V182L217 181ZM224 183H225V182H224ZM226 183H228V181H226ZM226 183L224 184V186L226 185ZM229 183H230V182H229ZM229 183H228V184H229ZM139 184H140V182H139ZM144 184H145V183H144ZM191 184H192V183H190V186H191ZM201 184H202V183H199V184H198V190L200 191V193H201L202 196H206L205 191H206L207 189H205L204 187L202 188V185H201ZM205 184H206V183H205ZM212 184H213V183H212ZM231 184L233 185L232 181H231ZM148 185H151V183L148 184ZM160 185H161V184H160ZM160 185H159V186H160ZM192 185H193V184H192ZM216 185H217V184H216ZM218 185H220V184H218ZM221 185H222V183H221ZM232 185H231V186H232ZM142 186H143V185H142ZM142 186H141V189H142V191H143L142 193H144V191H148V186H147V190H145V189L143 190V188H146L145 185H144L143 187H142ZM154 186H155V183H154ZM157 186H158V184H157ZM163 186H165V185H163ZM203 186H204V185H203ZM207 186H211V185H207ZM226 186H228V185H226ZM138 187H139V186H138ZM138 187H137L138 191L136 190V191H137L136 196H137V198H140L139 196L141 195V189H140V191H139V188H138ZM152 187H153V186H152ZM205 187H206V185H205ZM212 187H213V186H212ZM149 188H150V186H149ZM164 188H165V187H164ZM188 188L191 189L190 187H188ZM193 188H194V185H193ZM209 188H210V187H209ZM218 188H219V187H218ZM218 188H217V190H218ZM221 188H222V187H221ZM228 188H229V186H228ZM228 188H227L226 190L221 189V190H222L221 192H222L223 194H224V191L226 192V193L224 194V196H223L224 198L226 197L225 195L229 192V191H227V190H229L231 187H230L229 189H228ZM161 189H162V188H161ZM185 189H186V188H185ZM219 189H220V188H219ZM151 190H152V189H151ZM154 190H155V191H154ZM154 190H152L153 192L151 191V193H152V196H154L153 198H155L156 200L158 199V200L160 201V199H162V198L164 197L163 194L167 195V192L165 191L166 189H165V190L162 189V191H161V190H160V187H156ZM159 190H160V191H159ZM214 190H215V188L211 190V193H209V191H208V193H209L208 197H209V198H208V200L205 201V202H206L205 204H207V203L210 201L209 199H211L212 201H213V199H214L215 201L218 200V203H220V198H217V199H216V198L214 197V195H213V191H214ZM230 190H231V189H230ZM232 190H233V186H232ZM167 191H168V189H167ZM189 191H190V190H189ZM191 191L193 192L192 189H191ZM139 192H140V193H139ZM160 192H161V193L163 192V193L161 194ZM192 192H190V193H192ZM195 192H196V191H195ZM206 192H207V191H206ZM218 192H219V191H218ZM221 192H220V193H221ZM145 193H147V195H150V194H148V193H150V189H149V192H145ZM200 193H199V194H200ZM139 194H140V195H139ZM168 194H169V193H168ZM215 194H216V193H215ZM223 194H221V198H222V195H223ZM143 195H144V194H143ZM143 195H141V198L143 197ZM147 195L145 194V196H147ZM158 195H159V196H158ZM219 195H220V194H219ZM156 196H157V197H156ZM161 196H162V197H161ZM167 196H168V195H167ZM171 196H172V195H169V197H171ZM195 196H196V195H195ZM202 196H198V197H200V198H198V199H199V201L202 202V204H203V202H204V197H202ZM215 196H216V195H215ZM147 197H150V196H147ZM147 197H146L147 200H145L144 197H143V200L146 201L144 205L142 204L144 207H146V206L149 207V205H148V198H147ZM158 197H159V198H158ZM169 197H167V198L164 199V200L167 202V199H168ZM172 197H173V196H172ZM193 197H194V196H193ZM196 197H197V196H196ZM218 197H219V196H218ZM141 198H140V200H141ZM164 198H165V197H164ZM194 198H195V197H194ZM194 198H192V199L194 200ZM224 198H223V199H224ZM206 199H207V196H206ZM242 199H243V198H242ZM140 200H139V202H140ZM152 200H154V199L151 198V204H150V207H149V209H151V211H150V212L148 211L149 213L146 212V211H147L146 209H148V208H145V210H146V211H145V210L143 209L144 207H143V206L140 207V205H139L140 203L137 204L138 200H136L137 202L135 203V204H136L135 206H136L137 211H136V210H135V211H136L137 213H136V212H135V213L137 214V216H136V215H135V216H136L137 218H135V220L137 219V221L140 222V223H139V222L136 221V222L138 223V225H139V224H141V222L143 223V221L146 223L147 219L149 218V219H150L149 222H150V224H151V229H152L153 234L157 233V236H156V234H155L154 236L157 237V240H158V238H160L159 242H157L156 244H157V247H158V243H159V246H161V247H158V248H154V247H153V248H154V249H153L154 252H153V254H151V255H153V256L151 257V258H153V259H152V262H153V263H154V262H158V258H159L161 255L164 256V259L166 258L165 260H167L168 262L170 261V259H172V261H173V260H175V259H174V257H172L171 255H173V252H174V251L172 252L171 250H175V252H174L175 255H174V256H175V258L177 259L179 256L181 257V256H183V255L185 254V253H183V252H185V251H183V249L185 248L184 250H187V248L185 247V246H186V243H185L184 246L182 245V246H183V249H182V246H181V245H178V248H176L177 246H176V247L174 246V247H173L174 249H171V250H170V248H172V247H171V245H172V244H171V243H172L171 241H172V240L169 241L168 238H172V239H173L172 234L174 233L173 235H177V233L175 232L176 230H178V231H179L178 233H180V235H181V229H179V227H178L179 224H177L176 221H174V226H173V223H172L173 221H172L171 224H170V223H168L166 220H167V219H171V220H172V218H168L169 215L171 216V214L173 213L170 209H172V210L176 213L177 216H175V217H178V218L181 217V215H183V213H182V212H181L176 206H174L173 203L166 205V204H165L166 202L163 200V203H162V201L159 202L161 205H159V207H158L157 205H155L154 203H152V202H153ZM156 200H154V202H155ZM169 200H170V198H169ZM169 200H168V201H169ZM171 200H173V199L171 198ZM195 200H196L195 202H197V198H195ZM179 201H180V200H179ZM181 201H183V200H181ZM181 201H180V202H181ZM242 201H243V200H242ZM141 202H142V200H141ZM143 202H144V201H143ZM213 202H214V201H213ZM146 203H147V204H146ZM168 203H170V202H168ZM198 203H199V202H198ZM215 203H217V202H215ZM240 203H241V202H240ZM152 204H154V205H152ZM156 204H158V203H156ZM200 204H201V203H200ZM220 204H221V203H220ZM220 204H219V206H220ZM241 204H242V205H237V204H236V205H233V207H232L231 209H230L231 206H229V208H227V209H230V210H231V213H233V212L236 211V212H235L236 216L234 215V217H236V218H237L238 216L241 217V219H240V218L237 219V223L239 222V223H238V227L240 226V229H241L242 231H244L245 228H246V225H248V224L243 223V222H244V220H246V221L248 220V221H249V220L252 219V216H251V215H252V214H251L252 212H251L250 214H249V212L247 213V211H249V210H248L249 207L247 206V202H246V200H245V203L242 202ZM180 205L184 208V205H182V204H180ZM213 205L216 206L215 204H213ZM217 205H218V204H217ZM223 205H224V204H223ZM160 206H161V207H160ZM170 206H171V208H170ZM219 206L217 207L218 209L220 208ZM224 206H225V205H224ZM137 207H138V208H137ZM167 207L170 208V209H168L167 211H169L170 213L172 212L171 214H170L169 212L166 211ZM202 207H203V205H202ZM217 208H216V210H217ZM133 209H134V208H133ZM133 209H132V210H133ZM138 209H139V210H138ZM161 209L164 210V212L169 213V214H165L164 212H160V211H162ZM213 209H215V207H213ZM227 209L222 208V210H223L224 212L228 213ZM242 209H243V210H242ZM252 209H253V207H252ZM207 210H208L207 208H203V210H202V214H197V213L195 214V215H196V218H197V221L195 220L196 218L194 219V221H193V220H190V219H191V218H190V214H192V213H190L189 216H188V218H186V217H185V218L181 217V218H182L181 222H184L185 224H190L191 226L193 225V226L196 227L195 229H197V228H199V229H203V228H205V229H206V226H205L204 223H203V220L205 221L206 216H205V218H204L203 214L206 215V214L208 213ZM216 210H215V211H216ZM222 210H221V211H222ZM140 211H142V215H141V212H140ZM215 211H214V214L216 213L215 216H216V217L218 216L219 219H218V220H217V219H214L215 217L213 218V217L211 216L212 214L210 215V217H211V219H212V222H216L215 225L212 223V226L215 227V226L217 225V229H216V228H214V229H216V232L218 233V230H219V231L221 230V226H219V225H220V224H224V223H223V217H222V216H223V214H225V213H223V214L221 213V214H222V216H221L220 212L218 213V211H217V212H215ZM232 211H233V212H232ZM241 211H242V212H241ZM250 211H251V209H250ZM253 211H254V209H253ZM130 212H131V211H130ZM130 212H128V214H129V215H132L131 213H133V212H131V213H130ZM139 212H140V214H138ZM229 212H230V211H229ZM237 212H238V213H237ZM210 213H211V212H210ZM239 213H240V215H238ZM241 213H242V215H241ZM246 213H247V215H244V214H246ZM140 215H141V216H140ZM185 215H188V214H185ZM207 215H208V214H207ZM229 215H231V214L229 213L228 216H229ZM133 216H134V215H133ZM135 216H134V217H135ZM138 216L141 217V218H140L141 221H140V219L138 218ZM152 216L157 217L156 220H158V218H159L160 221H161V219H165V220H164L165 222L163 221V225H164V229H165V230H163L164 232L161 230V232H163V233L159 232L160 234H158V231H159L160 229H163V227H161L160 229H159V228L155 229V228H156L155 226L160 227V226H162V225H161V224H158L160 221H159L158 223H157V221H155V220H154L155 222H153V221L151 222V217H152ZM208 216H209V215H208ZM224 216H225V215H224ZM244 216H245V217H244ZM142 217H143L144 219L146 218V221H145ZM154 217H152V218H154ZM191 217H192V215H191ZM210 217H209V218H210ZM225 217H226V216H225ZM232 217H233V216H232ZM232 217H230V219H232ZM160 218H161V219H160ZM189 218H190V219H189ZM142 219H143V220H142ZM173 219H174V218H173ZM227 219L229 220V217H228ZM189 220H190V221H189ZM206 220H207V218H206ZM208 220H209V219H208ZM238 220H241L242 222H241V221H238ZM263 220H264V219H263ZM263 220H262V219H259V221H261V222H263ZM233 221H236L235 218L233 219ZM233 221H232V222H233ZM166 222H167V223H166ZM205 222L208 224V221H205ZM251 222H253V220L250 221V223H251ZM153 223H154V224H153ZM175 223H176V224H175ZM206 223H205V224H206ZM250 223H249V224H250ZM253 223H255V222H253ZM263 223H264V222H263ZM263 223H261V226H262L263 229H264V224H263ZM227 224L230 225V220L227 221ZM227 224H226V225H227ZM258 224H260V222H259ZM262 224H263V225H262ZM146 225H147V224H146ZM167 225H168V226H167ZM170 225H172V226L174 227V228L172 227V232H169V231H171V230L166 231V228H169ZM181 225H182V223H181ZM183 225H184V224H183ZM183 225H182V226H183ZM190 225H189V226H190ZM197 225H198V226H197ZM229 225H228V226H229ZM235 225H236V222H235ZM222 226H223V225H222ZM226 227H227V226H226ZM226 227H225V228H226ZM231 227H236L235 229H236L237 232H235V233L233 232V236H234V238H235V236H237V234H239L240 230H237L238 227H237V225L234 226V223L231 225ZM158 229H159V230H158ZM169 229H171V227H170ZM214 229H213V230H214ZM227 229H228V228H227ZM230 229H231V228H230ZM235 229H234V230H235ZM156 230H157V232H156ZM225 230H226V229H225ZM165 232H166V233H165ZM213 232H214V231H213ZM221 232H223V230H221ZM141 233H142V232H140V234H141ZM145 233H146V231H145L144 233H142V234L145 235ZM164 233H165V234H164ZM168 233H169V234H168ZM171 233H172V234H171ZM142 234H141V237L143 236ZM218 234H219V233H218ZM226 234H227V232H226ZM226 234H224V236H225ZM158 235H159V237H158ZM164 235H165V236H164ZM167 235H168V236H167ZM170 235H171V236H170ZM178 235H179V234H178ZM221 235H222V234H221ZM228 235H229V234H228ZM162 236H164L165 238L162 237ZM218 236H219V235H218ZM231 236H232V235H231ZM233 236H232V237H233ZM174 237H175V236H174ZM216 237H217V236H216ZM226 237H228V236H226ZM229 237H230V236H229ZM232 237H231V238H232ZM162 238H163V239H162ZM166 238H167V240H166ZM248 238H250V237H248ZM248 238H247V239H248ZM178 239H179V236H178V238H177V237L174 238V240H176L175 243L177 242V244H178V242H179V244H180V241H178ZM205 239H208V240H209L210 238H205ZM221 239H223V238H221ZM227 239H228V238H227ZM250 239H251V238H250ZM163 240H164V241H163ZM182 240H183V239H182ZM188 240H189V239H188ZM208 240H206L205 242L207 243ZM210 240H212V239H210ZM217 240H218V239H217ZM219 240H220V238H219ZM228 240H229V239H228ZM232 240H233V238H232ZM234 240H236V238H235ZM140 241L143 242V240H142L141 238H140ZM160 241H161V243H160ZM165 241H168L169 244H171V245L168 246L167 242L165 243ZM183 241H184V240H183ZM197 241H198V240H197ZM200 241H201V239H200ZM202 241H204V240H202ZM222 241H223V240H222ZM222 241H221V242H222ZM248 241H249V239L246 240V243H247ZM250 241H251V240H250ZM170 242H171V243H170ZM181 242H182V241H181ZM192 242H193V241H191L190 243H192ZM198 242H199V241H198ZM217 242H218V241H217ZM232 242H233V243H231V240L229 241V243L232 244V247H233V249H234V246H235V245H234V241H232ZM175 243L173 242V244H175ZM183 243H184V242H183ZM183 243H182V244H183ZM187 243H188V242H187ZM190 243H189V244H190ZM201 243H203V242H201ZM206 243H203L202 245H206ZM210 243L214 244L215 241L210 242ZM210 243H208V244H209V245H208V246H209V250H207V248H205L206 250L203 249V250H204V252H203L204 254H207V253H208L207 251H209V255H207L208 258H207V257L205 258V257H204L205 255L202 256L203 253H202V252H201L202 254L200 253V251H201L202 249L199 250V253H200L201 256H199V258H198V254H197V253L195 254L194 251L192 252V250H193V249L195 250V248L197 249V247H196L195 245L198 246L199 244L193 243V244H195V245H194L195 247H193V249H192V250H189V251H191V252L194 254V256L197 257V259H194L193 262H191V261L188 262V259H186V262H187L188 264H189V263H190V264H192V263L195 264V260H196V263H198V264H201V263H203V262H204L203 264H205V263H206V264H208V263H209V264H210V263L213 264L214 262H215V264H217L216 262H218V261H216V260H219L218 264H231V263H233V264H238V263H239L238 261L240 260V257H241V255H242V257H241L242 260H240V263H241V264H251V262L253 263V260H254V259L250 258V259L252 260V261L250 262V260H248L247 257H250V256L252 255V256H256V257L258 258V253L256 254L257 250H256L255 253H252V250H251V247L253 246V241H252V242H248L247 245H246V243H243V244H242V248H241V249L244 251L243 248H245L246 251H244V253H243L242 250H241V255H240V256H239L238 252H236L237 256H239V257H237L236 254H234L233 251L231 252L232 255H231L229 252H227V251H228V248H230L231 245H230V247H229L228 244H227V245H226L227 248L224 247V249H226L227 254H226L224 251H223L224 253L218 251L219 253L216 254L215 252H216V249L218 248V245H217V244H218L219 242L216 244V245H217V248H216L215 246H213V245L210 246ZM223 243H224V242H223ZM225 243H226V240H225ZM225 243H224V244H225ZM249 243H252V245L250 244L251 247H248V249L250 250V252H248L247 249H246V247L249 245ZM177 244H176V245H177ZM193 244H191V246H192ZM139 245H141V244L139 243ZM233 245H234V246H233ZM142 246H143V245H142ZM179 246L181 247V248H180V251H179V250H176V249H179ZM219 246H222V244L219 245ZM167 247H168V248H167ZM200 247H201V246H200ZM200 247H199V248H200ZM203 247H204V246H202V248H203ZM205 247H207V245H206ZM211 247H213L212 249H214V250L210 249ZM222 247H223V246H222ZM159 248H161V249H159ZM162 248H163V251H162ZM188 248H189V247H188ZM199 248H198V249H199ZM140 249H141V248H139V250H140ZM157 249H159L160 251H158ZM168 249H169L170 251H169ZM190 249H191V248H190ZM221 249H222V248H221ZM224 249H223V250H224ZM263 249H264V247H263ZM143 250H145L144 247H143ZM140 251L142 252V250H140ZM168 251H169V252H168ZM178 251H179V252H178ZM210 251H211V252H210ZM229 251H231V249H229ZM253 251H254V250H253ZM170 252H171V254H169ZM176 252H178V253H176ZM181 252H182V254H181ZM187 252H188V251H187ZM196 252H198V251H196ZM245 252H246V253H245ZM258 252H260V251H258ZM160 253H161V254H160ZM162 253H163V254H162ZM189 253H190V252H189ZM189 253H188V254H189ZM260 253H261V252H260ZM188 254H185L184 257L187 256V258H189V256H190L191 253L189 254V256H188ZM214 254H215V256H214ZM233 254H234V255H233ZM262 254H263V257H261V258H262L263 261H264V253H261V254H259V255L262 256ZM176 255H177V256H176ZM243 255H245V256H246V255H250V256H246V258H247L248 261H247L246 259L243 260ZM162 256H161V257H162ZM169 256H170V257H169ZM213 256L215 257V259H214ZM180 257H179L178 260H179V261L183 260V257H182V258H180ZM209 257H210V258H209ZM216 257H217V258H216ZM162 258H163V257H162ZM185 258H186V257H185ZM204 258H205V260H204ZM211 258H212L213 260H212ZM237 258H238V259H237ZM253 258H254V257H253ZM257 258H256V259H257ZM180 259H181V260H180ZM198 259H200V261H199ZM206 259H207V260H206ZM208 259H210V260H208ZM178 260H177V262H176V260H175L176 264L179 263ZM202 260H203V261H202ZM257 260H258V263H257V264H262V263H259V261H262V260H260V258H258ZM183 261L185 262V260H183ZM183 261L181 262V264H184ZM211 261H212V262H211ZM223 261H224V262H223ZM236 261H237V262H236ZM255 261H256V260H254V262H255ZM170 262H171V261H170ZM170 262H169V263H170ZM173 263H174V262H173ZM187 263H185V264H187ZM240 263H239V264H240ZM155 264H156V263H155ZM174 264H175V263H174ZM254 264H256V263H254ZM263 264H264V263H263Z\"/></svg>", "mask_w": 264, "mask_h": 264}]
</instances>
